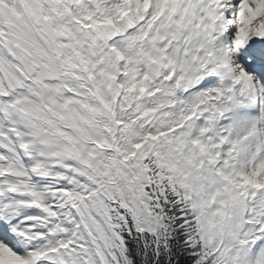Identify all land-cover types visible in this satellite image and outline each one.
Segmentation results:
<instances>
[{
    "label": "bare ground",
    "instance_id": "6f19581e",
    "mask_svg": "<svg viewBox=\"0 0 264 264\" xmlns=\"http://www.w3.org/2000/svg\"><path fill=\"white\" fill-rule=\"evenodd\" d=\"M18 1L24 15L15 9L16 0H0V232L7 238H0V264H63L55 251L63 241L71 242L76 235L80 218L73 199L88 191L83 185L77 192L79 179L82 182L84 174L74 164L56 165L61 153L69 151L62 150L60 143L48 140L47 133L61 138L64 129L73 122L81 124L86 118L88 109H85L87 112L83 108L78 111L79 107L74 109L77 92H100L101 82L99 85L96 75L106 78L110 66L96 55L94 49L98 43L107 48L105 53L110 58L116 55L121 59V74L130 82L136 105L147 94L151 95L148 99L155 100L149 105L154 112L146 107V111L154 114L145 118V114L137 111L138 116L134 115L140 128H148L144 138L161 142L176 128L193 126L194 134L201 137L202 143H207L203 142L206 137L209 144L215 142V149L210 150L207 145L201 156L211 159L213 150L217 151L218 160H222L220 168L226 171L223 177L235 175L241 179L246 194L255 193L252 200L264 213V132L260 130L264 118L246 113L249 123L235 125L239 119L235 121L233 117L236 109L254 99L258 92V77L242 68L234 47L241 41L236 47L239 52L247 44L264 41L262 0L243 3L237 0H120L122 5L115 0H110L108 5L104 0ZM147 7L151 12L148 18L144 13ZM140 10L143 24L135 21ZM202 11L206 15L201 17ZM4 24L8 25L7 30ZM120 29L125 36H116ZM113 36L115 40L111 39ZM64 46L73 48V55L67 53L63 58ZM83 50L84 58L88 56L101 69L95 79L94 65L88 66L85 72L76 70L74 63L82 59L75 62L73 56L79 58ZM216 74L222 76L220 86H203L202 91L194 89ZM262 87L264 82L260 81L258 88ZM9 91L14 93V98L9 96ZM17 97L21 98L18 105ZM220 99L221 104L225 103L224 108L217 102ZM9 107H17L13 113L18 118L37 126L38 137L8 126L12 121L3 118L7 117ZM112 108L107 113L117 115ZM223 115L228 120L220 122ZM34 116L39 117L34 119ZM28 121L22 122L26 125ZM111 122L119 126L112 118ZM127 123L131 125L126 121L122 127H129ZM52 124V131H47ZM82 125L86 124L82 121ZM223 130L225 135L221 133ZM69 133L68 143L73 149L72 143L78 139ZM112 150L115 155L119 153ZM73 157L77 159V155ZM189 183H192L191 177ZM65 192L72 193L69 200ZM139 199L140 196L136 202ZM257 219L254 227L260 229L259 240L249 243L248 264H258L259 256H264V214ZM65 223L70 228L61 239V226ZM247 232L254 234V230Z\"/></svg>",
    "mask_w": 264,
    "mask_h": 264
},
{
    "label": "rangeland",
    "instance_id": "374dc122",
    "mask_svg": "<svg viewBox=\"0 0 264 264\" xmlns=\"http://www.w3.org/2000/svg\"><path fill=\"white\" fill-rule=\"evenodd\" d=\"M245 1L246 0H241L242 3ZM99 44L100 43H98L97 47L95 48L96 55H98V58H100V60H104V62L107 63L106 66H108L110 64V66H108L110 68L107 67L108 72L110 69H112L113 71L111 70L110 73L107 72V78L110 79V77L114 76L113 77L114 79H112V78L111 79L115 82L116 88L113 90V92L116 91V94H114L110 99L107 97L106 98L103 97V96L107 95V92H109V90H108V88L105 87V86H107L105 83V80H103V78H105V77L102 78L100 76V74H97L96 76L99 79L98 84L101 82L100 83L101 85L99 84L101 86V91L100 90H99L100 92L97 91L99 93V98L96 99V101H95L96 107H93L92 111L90 109H88V110L91 111V116H92V118H94V119H92L91 122H95L97 120L99 128L104 129L106 131V133L109 134V131L106 128V123H107V120H109V118L106 116V110L104 108V105L107 107V111H108V108H109L107 106L108 102L110 104H112V101H115L118 104L117 108H120V107L123 108L124 114L128 115L127 113L130 112L132 110V108H134L136 106V101H135V98L133 97V96H135V94H134V92L132 93L131 88H130V82L128 81L127 78L122 77V74H121L122 71L120 70V67H119L118 57L116 55H111V58H110V55L105 53L106 52L105 50H107V49L103 50V48L102 49L99 48L103 45V44H100V45ZM98 48L100 50H102V53L99 52ZM71 49L73 50V48H71ZM108 50H109V48H108ZM67 53L71 54L69 51ZM72 53H73V51H72ZM84 55H85V51L83 50L79 58H75L73 56V59L76 62L79 59H84ZM101 56H103V57H101ZM112 60H114V61H112ZM108 62H109V64H108ZM75 65L79 66L80 62L77 61L75 63ZM108 74H109V76H108ZM96 83L97 82L95 80V84ZM99 85L96 84V86L100 87ZM97 92H95V93L90 92L91 97L95 98V94H97ZM77 94L79 95V92H77ZM109 96H110V94H109ZM102 97L105 100H104V102L101 103L100 100ZM84 98H85V96H84ZM142 102L147 104L145 98L143 100H141L139 104H141ZM18 104L19 103H17V105ZM76 107L77 108L79 107L77 109L78 111H80V109L82 111V108H83L82 104H78V106H76ZM110 107L112 108L113 106L110 105ZM16 109H17V107H16ZM112 109H114V108H112ZM13 111L14 110H12L9 107V113H13ZM113 111L115 112V109ZM9 113L7 111V117L3 118V119H7L8 121H12V124L9 122L8 126L11 125L13 130L19 129L18 130L19 132L20 131L23 132L22 130H25L26 133L31 134V135L28 134L29 136L38 137V133H36L37 132L36 131L37 126L33 127V125H32L33 122H31L32 124H30V122L26 119V121H28V123H26V125H25V123H23V122H26L25 119L21 120L20 118H18L19 116H17L15 113H13V114H9ZM107 114H109L110 117L115 122H117L118 117H117L116 113H107ZM47 115L50 116V114H47ZM148 115H149V113H145V117H148ZM8 116L10 117V119L8 118ZM35 117L36 116H34L33 118L35 119ZM38 117H36V119H38ZM142 117L143 116L140 117V119H141L140 122L143 121ZM40 118H42V117H40ZM18 119H20L21 121ZM44 120L47 122L49 119H44ZM126 121H124V124L126 123ZM20 122H21V124H20ZM147 122H148V120H147ZM28 124H30V125H28ZM111 124H112V122H111ZM53 125L54 124H52L50 126L51 129H50V127L47 128V131L51 132ZM28 126H31V127H28ZM126 126H129L127 128H131V125H129L128 123L126 124ZM185 126H187V127H184V129H182L181 131L177 130V128H176V130H174V132L171 131L173 133H171L169 138L173 136L174 144L171 146V148L168 147L169 151L172 152V154H173L172 157L174 159H176V156L178 155V157L180 159V162H181L180 166L181 167L178 169H180L181 171L183 169L184 173L187 174L184 177L185 180L182 183L183 187L187 186V189H183L181 187V190H180L182 197H183V200L186 202H191V203H193V205L195 207H197L199 200H200V197H201V195H200L201 190H203L205 187L210 186L211 191H212L211 195L213 196L211 198V204L213 201L218 200L219 204L223 203L225 205V201H228V204H229V207L231 208V211L232 210L236 211L235 215H234L235 216L234 222H237L238 225L241 224V231L239 233L240 241L244 242L247 246L249 243H251V241L254 243L255 241L259 240L260 229L255 228L254 223L258 224L257 223V221H258L257 217L262 216L264 213L260 212L261 206L252 200L255 193L254 194L253 193L246 194L247 189L244 188L246 186H244L243 181L241 179H239L238 177H236L235 175H230L229 177L227 176L225 178L223 177L224 176L223 173H225L226 171L223 170L222 168H220L221 164H222V160H218L219 156H218L217 151L215 152L213 150V154H212L211 159L201 156V155H204V153H203L204 147L209 146L210 150L215 149L214 148L215 144H213L215 142H213L212 144H209L210 141L206 140L207 139V137H206V138H203V142H207V143H202V141H200L201 137H197L195 135L196 133L195 134L193 133V129H192L193 126L192 127L190 125L188 126V124H186ZM112 127H116V125L112 124ZM29 128H32L33 130L34 129L35 130L32 131V129L30 130ZM87 129L89 131H87ZM93 129L94 128L92 126L89 127V125H86V126H81L80 128H77L76 132L72 131V133H74L73 136L76 138V140L78 139L77 142L72 143L73 146L75 144L73 149H70L72 147L70 146L68 141H66L65 139L61 140L62 138H60V141H58V138H57V141L51 140V142L60 143L59 147H61L62 150L66 149L69 151V152L65 151V152L61 153L62 157H60L61 159L60 158L58 159L60 162L57 163L56 165L58 167H62L63 162L68 163V164H74L75 165L74 168H76V170H78V172L81 170V172L86 176V179L84 181L85 189H87L90 186V187L95 188L96 189L95 191H101L103 188H105L110 183H116V182L120 183L122 185V189H123V193H124V197H125L123 201L125 203L129 202V199L131 198L132 194H135V192L129 191L128 185H127L128 181H132V178H131L132 172H133L132 167L135 168L133 163H135V165H137L139 167L142 164L143 160L145 161V159L148 157V155L150 154L152 149L156 148L157 145H155L154 142H156L157 140L147 138L148 140L154 141L153 143H151L152 145L151 144L148 145V143H146V144H141L140 146H137V147H136V145L139 143V141H137V139L135 141L130 140V139H126V141L121 143V144H116V142L115 143L110 142L107 150L111 149L114 146V147H116L115 149L118 150L117 152H119V153L117 155H112V154H109L106 152H101V154H100L97 152L98 150L96 148H94V146L92 144L83 143V141L81 140L80 137L83 136V138L85 140L88 139L91 142L95 141L98 144H100L101 146H103V145L105 146L106 145L105 143H109V141L113 137L110 136L109 138H107L105 140V136L103 134H98V132L96 130H93ZM123 129H126V127L123 126ZM139 132H141V131H139ZM67 133H69V132H67ZM32 134H34L36 136H34ZM70 135H72V134H70ZM158 135H157V137H159ZM20 136H22L21 133H20ZM47 137H49L48 140H50L51 136L49 133H47ZM92 137H94L95 139H92ZM16 138L18 139V135H16ZM103 138H104V140H103ZM101 139H102V143H100ZM80 140L82 141V143H81L82 145L80 144ZM145 140H146V138L143 139V141H145ZM143 141H141V143H143ZM123 144H125L126 146ZM30 145L33 147L34 146L37 147L34 143H30ZM38 146H40V145H38ZM86 150H88V151H86ZM70 151L72 152V154ZM83 151H85V152H83ZM85 153H88L86 157L83 156V155H85ZM104 153H105V155H104ZM112 153H113V150H112ZM72 155L73 156L77 155V159H76V157L74 158ZM99 155H101V156H99ZM167 155L170 156L168 151H167ZM104 156L105 157L107 156V158H104ZM99 157H101L103 159L101 160V158H99ZM78 160H79V162H78ZM77 167H80V168H77ZM76 170H75V173L77 172ZM71 171H74V170L72 169ZM75 173H73V174H75ZM70 174H72V173H70ZM189 176L192 178L191 184H193L194 187H192L191 184H188V180L190 178ZM69 177H71V176L69 175ZM135 179H137V177H135ZM140 180H141L140 183H144L146 185H147V183H149L148 181H146L147 179L145 178L144 174H141V169H140ZM69 181H71V180L69 179ZM81 183L82 182L79 181L77 192H79V187H80ZM245 190H246V192H245ZM186 191H189V193ZM65 194H66V198L69 200L71 198L72 193L65 192ZM69 194H70V196H69ZM190 194L193 195L192 198H194V200H191V197L189 199ZM84 195H85L84 193H79L77 196L75 195V197H77L76 200L73 199V202L75 201V207L81 202ZM72 198H74V197H72ZM228 198H230V199L227 200ZM140 199L144 201L145 198L143 196H140ZM140 199L138 200V202L141 201ZM188 199H189V201H188ZM182 203H183V201H182ZM73 204H72V206H73ZM254 209H255V211H254ZM251 212H252V214H251ZM257 212H259V213H257ZM141 216H143V214H139V218H141ZM144 216L147 219V224L144 227H151L153 223L149 220V218L147 217L146 214H144ZM242 216L244 217V219ZM220 217L221 216L219 214L216 217V219L220 221ZM260 218H262V217H260ZM82 223H83V221H82ZM65 225L61 226V231H60V236H59L61 239H63L65 237V233L70 228V227H68V224L65 223ZM77 228H78L77 233L74 236V238L72 239V241L71 242L63 241L59 245V248L55 251L57 259L65 262V264H68V262L70 264H73L77 261V253H76L77 252L76 247L78 246L77 245V242H78L77 236L81 230V224H78ZM248 230L249 231L254 230V234H252L253 232L252 233L247 232ZM217 235L218 234H215V237ZM215 237L213 235V231L208 232L206 235V244H210V243L212 244L213 241L215 240ZM59 241H61V240H59ZM213 255L214 254H212V253H208L204 256L203 259L212 258ZM217 263L223 264V261L217 260ZM258 264H264V256H259Z\"/></svg>",
    "mask_w": 264,
    "mask_h": 264
},
{
    "label": "trees",
    "instance_id": "16d2710c",
    "mask_svg": "<svg viewBox=\"0 0 264 264\" xmlns=\"http://www.w3.org/2000/svg\"><path fill=\"white\" fill-rule=\"evenodd\" d=\"M157 173L159 172L156 171L155 174ZM160 182L164 183V180ZM167 187H169L168 184ZM153 195L154 214L159 223L160 254L156 256L154 235L147 233L141 236L132 228L125 227L123 232L127 247L125 249L126 253L133 258V264H197V251L200 249V244L193 242V232L186 229L181 212L171 204L168 190H157ZM187 238L190 242L186 241ZM118 260L121 264L120 257ZM106 263L117 264V259L110 258L106 260Z\"/></svg>",
    "mask_w": 264,
    "mask_h": 264
}]
</instances>
